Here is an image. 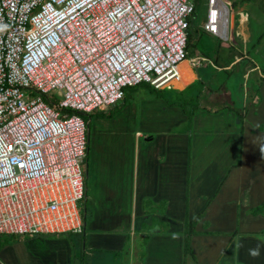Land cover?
I'll return each mask as SVG.
<instances>
[{
	"label": "built area",
	"instance_id": "obj_1",
	"mask_svg": "<svg viewBox=\"0 0 264 264\" xmlns=\"http://www.w3.org/2000/svg\"><path fill=\"white\" fill-rule=\"evenodd\" d=\"M196 1L0 0V236L83 233L84 116L180 81ZM229 13L207 0L203 31Z\"/></svg>",
	"mask_w": 264,
	"mask_h": 264
},
{
	"label": "crops",
	"instance_id": "obj_2",
	"mask_svg": "<svg viewBox=\"0 0 264 264\" xmlns=\"http://www.w3.org/2000/svg\"><path fill=\"white\" fill-rule=\"evenodd\" d=\"M164 90L135 93L117 117L115 109L91 114L79 246L69 234L6 236L0 264H264L249 255L257 246L264 255V198H253L264 182L260 110L244 94L215 111L191 96L186 108ZM231 216L237 241L236 229L216 228ZM195 218L185 248V224Z\"/></svg>",
	"mask_w": 264,
	"mask_h": 264
},
{
	"label": "rangeland",
	"instance_id": "obj_3",
	"mask_svg": "<svg viewBox=\"0 0 264 264\" xmlns=\"http://www.w3.org/2000/svg\"><path fill=\"white\" fill-rule=\"evenodd\" d=\"M222 1L227 4L230 11L227 17L229 19L227 23V38L219 39L203 31L207 0H197L195 13L189 20L187 61L181 64L179 70L182 79L180 83L175 82L169 89H165L161 95L169 96L180 103L183 102L186 108L191 106V100H186L187 98L199 96V100H196L195 104L207 101L210 104L209 107L215 111L220 109V106L228 98L233 97L238 101L244 94L245 99H247V107L249 109H259L261 112L260 117L263 124L259 126V129L262 133L264 132V0ZM228 66H232L229 71L220 69ZM191 70L194 74L191 73ZM195 79L197 80L196 84L191 87L187 86L181 92L172 88L173 86L186 85L191 80H194L192 82L194 83ZM137 92L150 96L160 95L150 88L148 84L141 83L136 87L127 89L124 98L126 103ZM55 95V99L60 100L61 97L58 96L57 92ZM122 102L113 108L115 109L112 111L114 117H117L120 111L124 109L123 105H121ZM84 119H87V124L90 123V120L92 121L90 127L93 130L94 117L88 115ZM86 163L87 159L81 166L84 173ZM215 165L217 167L215 175L217 176L221 165L216 160ZM261 180L258 183L259 194L257 195L255 192L253 196L255 200L264 198V188L260 189L264 187V182L260 183ZM85 205L84 201L79 203L81 213L85 209ZM261 210L263 212L264 208L261 207ZM217 219L219 222L217 224L215 222L216 228L222 229L226 233L228 232L229 235H232L230 232L236 229L235 240H239L238 233L241 230L239 225L235 224L234 216H231V219L224 217ZM247 228H251L250 223L247 224ZM62 235L48 236L60 237ZM66 236L67 239L71 238V242H74L73 245H78L79 238L78 241L75 238L78 236ZM4 238L6 236H0V242ZM259 256L264 259V255L260 254Z\"/></svg>",
	"mask_w": 264,
	"mask_h": 264
},
{
	"label": "trees",
	"instance_id": "obj_4",
	"mask_svg": "<svg viewBox=\"0 0 264 264\" xmlns=\"http://www.w3.org/2000/svg\"><path fill=\"white\" fill-rule=\"evenodd\" d=\"M188 44H189V40L187 41V48H188ZM87 127H88V124H87ZM87 147H88V145H87ZM85 193H86V190H85V186H84V199H85ZM82 216H83V214H82ZM82 218H83V223H84V220H85L84 216ZM196 222H197V219L195 218V219H192L191 221H187V223L185 224V233H184V244H185V248L187 247V243L189 241L190 236L194 234L193 228H194ZM75 236H79V235H75Z\"/></svg>",
	"mask_w": 264,
	"mask_h": 264
},
{
	"label": "clouds",
	"instance_id": "obj_5",
	"mask_svg": "<svg viewBox=\"0 0 264 264\" xmlns=\"http://www.w3.org/2000/svg\"><path fill=\"white\" fill-rule=\"evenodd\" d=\"M249 255L253 258H256L260 255V249L259 246H257L255 249H249Z\"/></svg>",
	"mask_w": 264,
	"mask_h": 264
},
{
	"label": "bare ground",
	"instance_id": "obj_6",
	"mask_svg": "<svg viewBox=\"0 0 264 264\" xmlns=\"http://www.w3.org/2000/svg\"><path fill=\"white\" fill-rule=\"evenodd\" d=\"M229 21V19L227 20V17H223V21H222V32H223V36L225 37L226 35V31H227V22ZM181 67V65L179 66V68Z\"/></svg>",
	"mask_w": 264,
	"mask_h": 264
}]
</instances>
